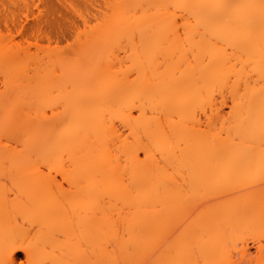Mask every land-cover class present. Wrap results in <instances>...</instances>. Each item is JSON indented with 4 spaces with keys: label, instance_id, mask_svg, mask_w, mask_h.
Here are the masks:
<instances>
[{
    "label": "bare ground",
    "instance_id": "6f19581e",
    "mask_svg": "<svg viewBox=\"0 0 264 264\" xmlns=\"http://www.w3.org/2000/svg\"><path fill=\"white\" fill-rule=\"evenodd\" d=\"M0 83V264H264V0H0Z\"/></svg>",
    "mask_w": 264,
    "mask_h": 264
},
{
    "label": "rangeland",
    "instance_id": "374dc122",
    "mask_svg": "<svg viewBox=\"0 0 264 264\" xmlns=\"http://www.w3.org/2000/svg\"><path fill=\"white\" fill-rule=\"evenodd\" d=\"M179 21V20H178ZM0 87H2V84L0 83ZM218 99H220V97H218ZM46 111V113H48V114H45V116L47 115V117H50L51 116V111H50V109H47V110H45ZM44 111V112H45ZM200 113L198 114L199 116H202V118L204 117L203 115H202V112L201 111H199ZM118 125V127H119V129L121 130L122 129V127H121V125L119 124V123H117ZM6 137V136H5ZM5 137H1V140L3 141L2 142V146L4 147V145H5V147L4 148H15V147H17V144H16V142L15 141H13V140H10V139H7V138H5ZM10 140V141H9ZM12 141V142H11ZM6 169H7V167H6ZM9 169V168H8ZM4 168L2 169V171L0 172L1 174H0V183L1 184H3V185H5L6 186V189L8 190V191H10V190H15V187H14V183L15 182H13V180L14 181H16V183H17V181L19 182V180L18 179H16V178H18V177H16L15 178V176H17L16 175V173L15 172H13V173H11V172H9V171H7V170H4ZM49 170V168H48V166L46 165V164H40V170H39V174H38V176L40 175V173H43V175H40L41 177L43 176V178H49L48 180H50V181H53V180H56V181H54L55 182V184L57 183V185L58 184H61L62 182H61V176H59V174L57 173V172H55V171H50ZM2 173H4V174H2ZM15 173V174H14ZM6 175V176H5ZM13 175V176H12ZM48 175V176H47ZM47 176V177H46ZM16 179V180H15ZM20 179H24L23 177H20ZM53 183V182H52ZM61 185H64V186H66V184H61ZM63 186V187H64ZM13 187H14V189H13ZM67 187V186H66ZM11 192V191H10ZM30 227V226H29ZM26 228H28V225H26V227H25V229ZM246 234H249V233H246ZM243 235V237H245L244 238V240H243V242L245 241L246 243H248V245L250 244V246H253V239H252V237L250 236V234L249 235ZM250 237V239H249V241H247V239ZM263 240V244H264V239H262ZM245 242H244V244H245ZM242 245H241V243H240V246L239 247H241ZM22 261H24V255H23V253H21V252H18L17 253V262L18 263H20V262H22Z\"/></svg>",
    "mask_w": 264,
    "mask_h": 264
}]
</instances>
